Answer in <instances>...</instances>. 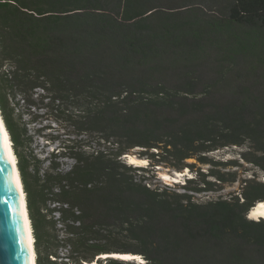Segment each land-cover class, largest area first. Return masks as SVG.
<instances>
[{
	"label": "trees",
	"instance_id": "trees-1",
	"mask_svg": "<svg viewBox=\"0 0 264 264\" xmlns=\"http://www.w3.org/2000/svg\"><path fill=\"white\" fill-rule=\"evenodd\" d=\"M38 89L71 105L74 128L97 133L105 148L65 143L47 168L19 150L27 129L11 101ZM0 109L17 146L37 264L112 252L143 254L147 264H264V217H249L264 182L249 178L242 196L199 202L136 180L128 171L140 167L121 157L143 146L158 162L194 167L220 162L212 150L247 145L243 159L264 170V0H0ZM63 156L75 162L62 172ZM199 173L209 189L216 181L206 176L238 179ZM123 238L135 246L110 242Z\"/></svg>",
	"mask_w": 264,
	"mask_h": 264
},
{
	"label": "rangeland",
	"instance_id": "rangeland-1",
	"mask_svg": "<svg viewBox=\"0 0 264 264\" xmlns=\"http://www.w3.org/2000/svg\"><path fill=\"white\" fill-rule=\"evenodd\" d=\"M11 103L16 107L14 118H18L19 122L27 129V132L23 137V139H26V142L24 143V146H19L18 149L21 151L25 150L28 154L36 155L44 162V168L49 166V159L50 156H53L54 149L57 150V148L65 143L76 144L79 150L82 149L87 152L105 148L104 142L100 140L97 133L89 134L83 130L78 132V130L74 128L69 117L74 111L71 105L58 99L51 101L47 98V95L42 89L34 90L31 97L26 98V100L24 97L17 96L16 99H12ZM24 127H22V129ZM9 133L13 141L17 160H19L17 146L13 140L12 133L10 131ZM29 137H31L30 141L28 140ZM23 147L25 149H23ZM245 149H247V145H228L220 147L208 152L209 157L220 162L209 164L197 163L194 167L186 166L183 168H177L171 164L156 161L154 158L150 157V153L154 149L147 150V148L143 146H136L132 148L129 153L124 154L121 157L124 162L131 164L134 167H140V169L128 171V174L135 176L136 180H143L152 188L189 192L194 196L195 200L206 202L211 199H230L235 195L242 196V189L246 179L255 177L257 180L264 182V170L254 163L244 160L241 156L242 151ZM129 154H134L147 161H145L144 165L132 163L130 162ZM231 160L237 161L238 165L224 164ZM56 161H58L60 166L58 170L62 172L70 169L75 162L73 158L65 156L56 158ZM194 161L196 160L189 159V162ZM211 168L219 169L225 173L226 177H231L229 173L237 171L238 179L236 181H221L216 176L209 175L206 176L207 179L216 181V184L212 189H209L208 187L205 188L207 184L200 183L199 171L202 170L208 173ZM178 172L183 173V175L177 176ZM189 177L197 178V180L190 182L188 181ZM185 183L188 185L201 186L203 187V190L194 191L187 189ZM241 199L243 200V198ZM56 204L59 203L52 202L51 206L53 207ZM58 207H60V205H57V208ZM53 215L58 220L61 218V213L59 211L53 212ZM58 227L61 238L65 235L64 225L61 222H58ZM110 242L113 247L117 249L132 248L135 246V241L130 238L110 239ZM45 244L57 245L58 241L51 242L47 240L45 241ZM58 252L60 255H65L68 252V248L65 246H59ZM139 255L144 261H146L143 254ZM245 256L247 261L250 257H253V254L246 252ZM102 257H104V254L97 255L96 257V259L98 258L97 260L99 264L106 262Z\"/></svg>",
	"mask_w": 264,
	"mask_h": 264
},
{
	"label": "water",
	"instance_id": "water-1",
	"mask_svg": "<svg viewBox=\"0 0 264 264\" xmlns=\"http://www.w3.org/2000/svg\"><path fill=\"white\" fill-rule=\"evenodd\" d=\"M0 138L3 140L0 143V264H32L15 173L2 134ZM134 260L137 259H129V261Z\"/></svg>",
	"mask_w": 264,
	"mask_h": 264
},
{
	"label": "bare ground",
	"instance_id": "bare-ground-1",
	"mask_svg": "<svg viewBox=\"0 0 264 264\" xmlns=\"http://www.w3.org/2000/svg\"><path fill=\"white\" fill-rule=\"evenodd\" d=\"M0 124L3 125V130L4 133L6 134V137H4V141H5V147L9 156V159L11 161L14 173H15V180L17 183V187L20 193V197H21V203H22V210H23V216H24V223H25V229L27 232V237H28V242H29V246H30V252H31V259H32V264H37V259H36V250H35V237L33 234V228H32V224H31V220H30V216H29V212H28V207H27V198H26V193L24 190V186H23V182L21 179V175H20V171L18 168V162H17V156L15 154L14 151V147H13V142L10 136V133L6 127V124L3 120L2 114H1V110H0ZM130 157V162L135 163V164H139V165H144L145 160L144 158H140L134 154H129ZM183 175V173L178 172L177 176ZM261 205H264V200L262 201H258L256 203V205L250 210V212L252 213V218L255 219H260L261 217H264V215H260V213H264V208L260 207ZM253 212H255V215H253ZM108 254V253H107ZM120 255H124V256H129L132 257V259H135V257H141L139 254H135V253H118ZM106 254H104L105 256ZM129 260V259H128ZM87 264H99L98 261H93V262H87Z\"/></svg>",
	"mask_w": 264,
	"mask_h": 264
},
{
	"label": "snow or ice",
	"instance_id": "snow-or-ice-1",
	"mask_svg": "<svg viewBox=\"0 0 264 264\" xmlns=\"http://www.w3.org/2000/svg\"><path fill=\"white\" fill-rule=\"evenodd\" d=\"M0 134H2L3 137H6V134L4 133L2 124H0ZM2 142H3V140H2V138H0V143H2ZM260 207L264 208V205H261ZM253 215H255V212H253ZM260 215H264V213H260ZM102 258L103 259H113V260H128V259H132V257L120 255L118 253H108ZM135 259L139 260L140 264H147V262L144 261L142 257H135Z\"/></svg>",
	"mask_w": 264,
	"mask_h": 264
},
{
	"label": "crops",
	"instance_id": "crops-1",
	"mask_svg": "<svg viewBox=\"0 0 264 264\" xmlns=\"http://www.w3.org/2000/svg\"><path fill=\"white\" fill-rule=\"evenodd\" d=\"M251 212H252V211H251ZM251 212H249V217L252 216V213H251ZM251 218H252V217H251Z\"/></svg>",
	"mask_w": 264,
	"mask_h": 264
}]
</instances>
